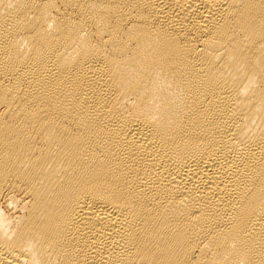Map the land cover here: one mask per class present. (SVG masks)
I'll return each instance as SVG.
<instances>
[{
    "label": "bare ground",
    "instance_id": "bare-ground-1",
    "mask_svg": "<svg viewBox=\"0 0 264 264\" xmlns=\"http://www.w3.org/2000/svg\"><path fill=\"white\" fill-rule=\"evenodd\" d=\"M0 264H264V0H0Z\"/></svg>",
    "mask_w": 264,
    "mask_h": 264
}]
</instances>
